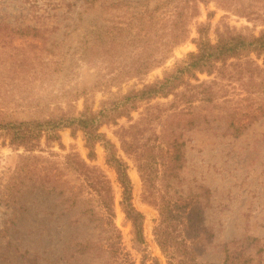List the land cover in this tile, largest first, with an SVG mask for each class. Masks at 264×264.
<instances>
[{"label": "rangeland", "instance_id": "374dc122", "mask_svg": "<svg viewBox=\"0 0 264 264\" xmlns=\"http://www.w3.org/2000/svg\"><path fill=\"white\" fill-rule=\"evenodd\" d=\"M158 1L164 0H97L96 5H109L107 11L91 9L82 12L78 20V12L86 5L85 0H0V103L19 110L18 117L27 116L20 111L28 106L45 103L65 106V101L73 98L76 90L89 88L101 74L120 69L128 55L138 51L137 48L124 50V47H117L110 53L86 52L82 47L85 35L91 29L88 23L129 19L138 15L143 5H156ZM177 2L167 0L164 5H176ZM234 4L241 5L244 13L230 11L215 0L199 1L198 14L189 19L188 37L173 47L165 61L146 74L121 83L119 89L111 85V90L124 92L132 84L140 87L142 83L160 78L177 60L195 50L192 38L196 36L199 23H210L211 38L214 27L222 22L243 32L253 30L258 33L264 27V0H235ZM208 13H211L209 19ZM153 38H156L155 34ZM82 55L83 59H79ZM21 60L23 64L18 65L17 61ZM49 60L59 62L51 77L34 79L32 71L40 69L43 61ZM16 67L19 76H28L27 85L11 79L9 73H13ZM214 77L202 73L198 74V81L190 79L189 82L195 85ZM217 80L221 84L226 82ZM224 89L221 93L225 97L212 103L194 101V106L187 105L183 112L175 114L177 130L183 141L180 166L164 169L156 160V174H150L146 182L140 176L135 158L121 149L118 135L122 128L140 120L135 135L140 145L138 149L160 160L166 148L154 135L160 129L157 120L153 117L147 123L141 118L146 112L155 115L159 111L166 113L175 109L169 105L173 95L141 102L130 112L129 118L122 116L117 118L116 124L100 127L126 161L132 184V202L144 215V242L139 247L132 243L130 223L119 205L121 188L114 170L105 162L101 144L95 145V159L90 161L86 157L81 131L65 127L59 130L63 147L56 141L46 143L42 137L39 147L30 153L35 158L27 159L26 167L42 175L47 182L65 179L78 186L81 179L65 167L64 156L76 152L87 163L98 166L109 181L114 223L121 235L122 256L117 264H152L154 258L161 264H175L168 262L153 234L164 200L175 202L171 218L187 216L186 228L195 235L198 264L204 261L219 264L226 251L233 256L249 257L251 260L246 264H264V113L233 135L226 119L220 117L233 106L240 107L238 114L242 110L253 111L257 100L237 101L245 95L238 82L233 88L226 86ZM194 90L202 91L201 87L186 88L185 85L177 89L179 93ZM106 95L100 88L88 90L86 94L93 109ZM227 97L233 98V103L225 102ZM82 99L80 96L75 100L77 109L82 108ZM198 113L207 114L209 120L200 118L191 123L192 114ZM22 152L21 146L9 145L0 135V264H108L92 252L77 250L76 239L94 238L97 232L76 214V208L68 207L59 193L49 192L33 183L27 186L28 192L23 191L25 185L21 183L17 174L20 170L16 168ZM8 194L10 199H7ZM14 196L19 204H12Z\"/></svg>", "mask_w": 264, "mask_h": 264}, {"label": "trees", "instance_id": "16d2710c", "mask_svg": "<svg viewBox=\"0 0 264 264\" xmlns=\"http://www.w3.org/2000/svg\"><path fill=\"white\" fill-rule=\"evenodd\" d=\"M199 1L205 3L209 0H178L176 5H164L167 0L158 1L156 5H143L138 15H132L129 19L100 24L96 21L89 22L91 29L87 31L82 47L83 50L86 49V52L94 54L93 52L97 50L110 53L117 47H124V50L127 47L137 48L138 51L128 55L120 69L101 74L100 78L89 88L83 87L79 91L76 90L73 98L65 101V106L46 103L28 106L20 111L27 116L18 117L19 110L0 103V135L7 139L9 145L23 148L16 165L17 170H20L18 171L20 174H17L20 176L21 183L25 185L23 191L28 192L30 189H27V186L33 183L40 184L41 188H46L49 192L59 193L60 198L65 199L68 207L76 208V214L91 224L97 232L94 238L76 239L74 244L77 250L92 252L105 263L117 264L122 256L121 235L114 223L113 198L105 174L98 166L87 163L76 152L67 153L64 156V165L80 177L78 186L70 184L65 179L58 182L48 179L50 182H47V179L43 180L42 175L26 167L25 162L30 157L35 158L30 153L39 147L42 137L46 143L56 141L60 147H63L59 130L65 127L81 131L84 147L87 149L86 157L90 161L95 159V145L101 144L105 151V162L114 170L116 181L121 188L119 205L130 223L132 243L134 247H139L144 242V215L132 202V184L127 172V163L117 152L115 143L100 130V127L104 124H116L117 118L122 116L129 118L130 112L137 109L141 102L173 95L174 99L169 105L175 106V109L166 113L159 111L155 115L146 112L141 118L147 123L154 118L157 120L160 129L159 133L154 132V135L166 148L160 155V160L150 153L145 155L139 151L138 146L140 145L135 135L140 120L135 122L136 124L132 123L127 128H122L118 135L121 149L125 154L135 158L140 176L146 182L150 174H156V160L162 164L164 169L180 166L183 141L177 130L175 114L183 112L187 105L188 107L194 106V101L215 102L218 98L225 97L221 92L226 86L233 88L234 83L238 82L239 88L245 92V95L236 100L253 99L257 100L255 101L257 105L253 111L242 110L239 112L241 114L237 111L240 107L233 106L227 109V112L220 118L226 119L227 127L231 129L230 133L237 135L247 128L254 118L264 113V27L258 33H254L253 30L243 32L222 22L214 27L213 38H211L210 23H199L196 26V36L192 38L195 50L187 52L171 68L165 70L160 78L142 83L140 87L132 84L124 92L111 90V85L119 89L121 83L140 77L165 61L173 47L188 37L189 19L198 14ZM215 1L219 6L230 11L244 13L241 5L234 4L235 0ZM85 2L86 5L78 12V20L81 19L82 12L98 8L101 11H107L106 8L109 6L101 5L102 3L96 5L97 0H85ZM157 11H159L158 15H156ZM210 14L208 13L207 19L210 18ZM5 25L7 24H3ZM19 32L21 34V31ZM33 34L35 36V33ZM153 34L156 38H153ZM79 59H83V55ZM17 62H19L18 65L23 64V60ZM57 63L59 62L56 60L43 61V67L32 71L35 75L34 79L41 80L51 77L52 71L58 67ZM14 70L13 73H9L11 79L27 85L30 81L28 76L26 78L22 74L19 76L20 72L17 67ZM202 73L214 75L226 82L221 84L216 77L208 82L199 81L195 85L189 82L190 79L198 81V74ZM182 85L186 88L187 86L201 87L202 91L179 93L177 89ZM94 88H100L107 93L96 109L91 107V102L88 103L86 96L88 90L92 91ZM80 96L83 98L82 108L77 109L75 100ZM224 101L233 103V98L227 97ZM178 102L183 106H178ZM192 115L194 118L191 119V123H195V119L200 118L203 121L209 120L207 114ZM246 116L248 119L243 121ZM133 129L136 131L132 132ZM143 154L145 157H142ZM10 198L11 196L7 199ZM11 202L19 204L15 196ZM174 204V201H162L159 208L160 218L153 227L155 240L168 258V262L198 264L195 260L197 252L193 240L195 235L190 234L186 228L187 216L171 218ZM251 240H254V237ZM250 260L247 256L241 254L233 256L226 251L224 259L219 264H246ZM152 264L161 263L154 258ZM200 264L214 263L204 261Z\"/></svg>", "mask_w": 264, "mask_h": 264}]
</instances>
